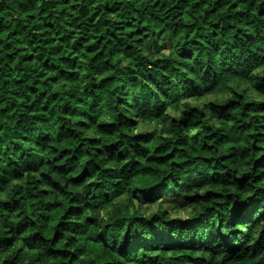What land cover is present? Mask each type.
<instances>
[{"label":"trees","instance_id":"trees-1","mask_svg":"<svg viewBox=\"0 0 264 264\" xmlns=\"http://www.w3.org/2000/svg\"><path fill=\"white\" fill-rule=\"evenodd\" d=\"M0 264H264V0H0Z\"/></svg>","mask_w":264,"mask_h":264},{"label":"rangeland","instance_id":"rangeland-1","mask_svg":"<svg viewBox=\"0 0 264 264\" xmlns=\"http://www.w3.org/2000/svg\"><path fill=\"white\" fill-rule=\"evenodd\" d=\"M212 99H213L212 95H206V96L202 97L201 99H191L190 101L194 104H198L199 102H203V101L206 102V101H209ZM167 111H171V110L167 109ZM172 116H176V115H172ZM165 120H167V118H165ZM165 122L166 121H162L160 119H155V120H151V121H140L135 130L138 132H155V134L161 135L162 137H165L166 136V134L164 132V130L166 128ZM189 132L190 131L188 130L186 132V134ZM171 202H175V201H170L168 204H170ZM156 208H157L156 206H153V207H151V210L154 211ZM141 209L145 210L144 206ZM145 211H148V210H145ZM188 211L189 210L184 207L182 209L171 211L170 214L174 217L175 216L185 217L189 213Z\"/></svg>","mask_w":264,"mask_h":264}]
</instances>
